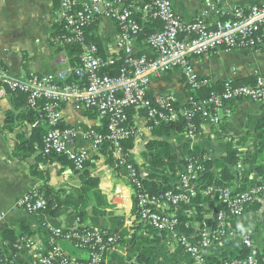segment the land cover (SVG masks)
Returning a JSON list of instances; mask_svg holds the SVG:
<instances>
[{
    "label": "built area",
    "instance_id": "1",
    "mask_svg": "<svg viewBox=\"0 0 264 264\" xmlns=\"http://www.w3.org/2000/svg\"><path fill=\"white\" fill-rule=\"evenodd\" d=\"M128 2L129 0H91L88 5L80 8L76 0H59L57 22L63 24L70 36L54 38L52 43L60 51L68 43L80 44L82 53L80 64L76 68L56 75L16 77L0 65V101L8 92L26 95L28 107L36 117L30 128L44 129L41 153L45 156L63 157L77 172L85 169L89 158L85 151L75 148L77 132L60 128L63 105H79L86 111L93 109L97 113L95 122L83 134L84 139L90 141L96 150H99L104 140L109 141L119 166H123L127 175L135 179L136 171L120 154L121 142L132 133L134 138L138 134L137 130L130 132L125 126V111L128 108L142 111L144 118L150 123V130L161 123L183 118L187 123L182 135L194 138L196 128L192 120L196 115L202 116V123L220 126L224 120L232 117L229 107L231 101L264 103V77L260 76L256 77L254 87L235 86L231 80H227L223 82L221 96L212 94L208 100L201 104L191 103L188 108L176 109V99L172 94L149 93L152 79H158L174 69L181 71L189 92L210 85V81L195 74L191 58L205 57L219 49L254 50L262 47L264 4L226 10L222 7L223 0H205L201 16L187 23L174 12L170 0H149L148 3L141 1V8L133 7ZM133 14H150L151 18L162 24V30L151 34L145 42L152 51V57H137L134 53L141 25L133 19ZM210 16L214 19L212 25L205 22ZM104 17L113 19L120 31L114 47L108 48L122 53L124 58L123 67L116 78L100 75L105 65L113 63L112 57L103 60L98 55L97 47L84 41L86 27ZM71 76L75 81H69ZM104 118L105 136L95 129L99 120ZM203 161L186 158V164L178 174L173 190L166 191L157 198L140 195L137 201L138 221L176 242L193 264H208L204 252L213 244L227 240L238 241L246 253L244 257L237 254L235 258L220 264H264V248L258 250L246 233L234 227L246 208L255 200L264 199V177L251 175L250 180L254 179L256 183L247 184L243 191L227 188L203 193L207 196L215 195L211 196L212 200L220 208L214 215V229L201 231L198 239L190 241L175 230V217L165 211L177 210L181 204H188L198 195L196 183ZM235 171L244 172L241 163L236 165ZM46 207V199L39 188L29 190L17 200L16 209L42 219L37 229L33 228L35 230L32 234L23 231L21 226L11 228L16 235L11 249L6 247L8 242L2 235L6 223L4 216L0 215V264H104L103 253L106 248L117 243L118 236L107 230L85 227L79 219L71 228L56 226L45 217ZM133 223L134 220H127L126 227L133 226ZM61 244H67L70 250L62 248ZM72 251L75 252L74 255L71 254Z\"/></svg>",
    "mask_w": 264,
    "mask_h": 264
},
{
    "label": "crops",
    "instance_id": "2",
    "mask_svg": "<svg viewBox=\"0 0 264 264\" xmlns=\"http://www.w3.org/2000/svg\"><path fill=\"white\" fill-rule=\"evenodd\" d=\"M90 1L76 0L80 8L88 5ZM204 1L170 0L174 12L187 23L201 16ZM55 2L56 0H0V65L11 75L16 77L56 75L73 69L66 53L56 49L52 43L54 27L58 23ZM135 2L140 4L141 0ZM259 4H264V0H223L222 7L226 10L246 9ZM205 22L212 25L214 19L210 16ZM119 33L118 24L107 17L96 20L95 24L87 29V36L101 44L102 52L107 57L122 56V53L112 51L113 48L108 50L109 47H114ZM134 53L152 57V51L145 43L139 41L134 44ZM190 62L196 75L211 83H223L227 80L238 82L254 79L257 76L264 77V45L254 50H213L205 57L191 58ZM72 78L74 77L71 76L69 80L71 81ZM149 93L172 94L180 106L187 103L189 96L182 73L178 69L152 80L149 84ZM21 105L11 100L8 95L0 101V215L4 216L5 227L9 229L20 225L33 229L42 219L15 208V203L22 195L33 188L45 186L62 192L63 197L77 198L75 191L81 186L80 176L83 173L75 171L72 165L63 159L43 156L39 144H34V154L23 161L13 156L15 137L24 135L26 139H30L29 134L32 131L30 125L19 126L18 120L23 117L21 114L24 110ZM229 107L232 117L224 120L220 126L202 123L194 138L172 135L168 139H161L168 143L171 152L178 160L184 161L192 154L196 157L205 155L212 162L220 161L230 150H236L237 153L251 159L245 166V170L253 172L250 176H258L259 173L254 171V167L264 169V163L257 155L259 139L256 131L259 124L264 123V103L234 100L229 103ZM87 112L79 105H63L60 124V127L63 126L62 129L77 132L74 140L75 148L87 153L89 162L85 171L98 177V190L106 205L103 216L94 219L90 217L84 225L113 228L116 227L114 224H120L121 227L117 226L119 233L132 234V227L139 223L132 215V190L117 173L105 166L103 159H97L100 155L99 150H96L90 141L84 139L83 134L95 122L90 117L91 113ZM9 119H11L9 126L12 123L15 125V127L11 126L14 128L12 133L5 129ZM132 119L138 134L134 139V149L130 151V160L137 164L141 175L145 176L150 170L146 164V146L153 140L161 139L153 136L144 116L135 113ZM262 130L264 132V125ZM173 181L174 179L171 180ZM262 203L264 199L245 210L244 215L234 226L235 229L246 233L258 250L264 248V204ZM207 208L210 211L206 214V219H211L216 209L215 201H210L208 198ZM86 211H90V207L86 208ZM169 211L165 212L169 214ZM45 217L48 218L46 215ZM129 219L134 220L133 226L126 227ZM52 223L64 228L71 227L74 218L66 213L55 220L52 219ZM198 225L195 224V227ZM138 233L143 235L148 243L153 242V231L147 232L143 229ZM61 246L67 251L70 250L68 245L61 244ZM152 247L164 256L155 264H192L186 252L181 250L176 242L172 241L165 245L163 242L161 244L153 242ZM239 248L241 245L238 241H222L213 244L205 251L204 257L221 262L224 258H235L239 254ZM123 250L124 248L120 246L118 252L122 253Z\"/></svg>",
    "mask_w": 264,
    "mask_h": 264
},
{
    "label": "trees",
    "instance_id": "3",
    "mask_svg": "<svg viewBox=\"0 0 264 264\" xmlns=\"http://www.w3.org/2000/svg\"><path fill=\"white\" fill-rule=\"evenodd\" d=\"M143 3H148L149 0H141ZM55 8L56 10L59 8V0H56ZM128 4L133 7L141 8V4L135 2V0H129ZM133 19L141 25V31L138 34L136 41L145 43L147 38L153 34L154 32H158L162 30V24L160 21L155 20L150 17V14H146L145 16L141 14H133ZM95 24L91 23L84 30V41L93 44L98 49V55L103 59H108L105 54H103L101 49V44L99 42L93 41L90 37L87 36V29ZM54 35L53 39L61 38L63 36H70L64 28L63 24L58 22L54 27ZM66 53V57L72 68H76L80 64V55L82 53L81 46L79 43L71 42L65 45L64 50ZM141 56V55H136ZM113 63L105 65L100 75H107L111 78H116L120 74V69L123 67L124 58L123 55L113 56ZM75 78H72L70 82L75 81ZM235 86H250L254 87L256 83V77L254 79L233 82ZM224 89L223 83H211L208 86L201 87L194 91L189 92L187 103L183 106L175 104L174 107L176 109L183 107L188 108L191 103L201 104L203 101H206L210 98L212 94L221 96V93ZM7 95L13 100L15 103L22 104L23 107L22 114L23 117L18 120L19 126L31 125L35 121V113L30 111L27 104V97L23 94H17L8 92ZM253 103V102H252ZM257 104V103H256ZM17 106V105H16ZM87 113H91V118L96 119L97 113L92 110H89ZM127 115V121L125 126L129 128L130 132L132 130L136 131L133 126L132 116L135 113H139L141 116H144L142 111H135L134 109H127L125 111ZM20 115V116H21ZM10 120L8 121V125H6L5 129L12 133L15 127L14 123L9 126ZM203 118L201 115H196L192 120L195 131L198 130L200 124L202 123ZM186 121L183 118H179L170 123H161L158 126L153 127L152 134L155 138H170L172 135H182L184 132V128L186 125ZM150 123H148L149 125ZM263 122L259 124L257 127V135H258V152L257 155L260 157L261 162L264 163V132L262 130ZM63 127V126H61ZM60 127V128H61ZM96 131L101 135H106V118L99 120V124L95 127ZM44 129H32L30 135V139H26L24 135H17L15 137V147L13 149V156L19 161H23L32 154H34V144H39V150L42 145V138L44 135ZM134 135L133 133L125 140H123L120 144V154L123 159H126V162L134 168L136 171L135 179L129 177L127 175L125 168L123 166H119L118 162L114 158V148L111 143L107 140H104L99 147V157L103 159L105 166L111 168L115 173H117L118 177L122 179V181L130 187L132 190V215L134 219L138 221V206L137 201L140 195H147L149 197L157 198L163 195L166 191L173 190L174 184L177 181L178 174L183 170V166L186 164V159L178 160L173 152H171L168 143L165 140H153L147 144L146 149V164L150 169L148 174L145 176L141 175L140 169L136 163L130 160V151L134 149ZM26 146V151H25ZM42 154V153H41ZM43 155V154H42ZM45 156V155H43ZM48 158H60L65 161L66 159L50 155L45 156ZM194 159L204 160L202 162V170L199 173V179L197 180L196 187L199 190L198 195L192 199L188 204H181L179 209L170 210L169 214L173 215L177 221L175 225V230L185 236L187 239L192 241V239H198L201 231H208L209 229H214L215 222L214 217L211 219H206V214L210 211L207 208L208 198L212 201V197L215 195L207 196L205 193L208 190L212 189H236V191H243L247 188V184L256 183L254 179L250 180L249 176L253 172H248L245 170V166L247 162H250L249 157H245L242 154L236 152V150H230L226 156L221 158L220 161L212 162L209 159H206L205 155H199L198 157L191 155ZM205 158V159H204ZM68 162V161H67ZM241 163L244 172L239 173L234 170L236 165ZM87 164L85 165V167ZM254 171L258 172L261 177H264V169L261 167H254ZM81 174V186L75 192L77 193V198L71 197H63V193L59 191H54L50 187H40L39 190L43 194L44 198L47 202V207L44 212L50 221L52 219H56L63 214L68 213L72 218H74V223L77 219L79 222L83 224L85 227H92L89 225H84L87 219L91 217V219L103 216V209L106 207L104 199L101 198L98 183L99 179L96 175H90L85 169ZM174 179L173 182L171 180ZM135 181V183H134ZM263 200H255L247 209H250L255 202H259ZM260 204V203H259ZM264 204V203H262ZM90 207V211H86V208ZM220 207L216 206V209L213 211L215 215ZM105 214V213H104ZM98 220V219H97ZM195 224H199L195 227ZM74 225V224H73ZM72 225V226H73ZM113 228H105L96 227L100 230H107L110 234L118 236L117 243L111 247L106 248L103 253L104 264H155L159 263L160 259L164 256L162 253L157 252L153 247L152 243L161 244L162 242L165 244L172 242L167 235L164 233H158L153 231L151 227L147 225H143L142 223H138L135 227H132L133 233L129 234L127 232L119 233L118 227H121L120 224H114ZM23 231L32 234L31 228L26 225H20ZM57 226V225H56ZM71 226V227H72ZM118 226V227H117ZM67 227V228H71ZM147 232L153 231V242H147L144 240L143 235L137 234V232H141L142 230ZM2 235L5 241L8 242L6 246L8 249L12 248L14 241L16 240L15 232L5 228L2 231ZM145 241V242H144ZM67 245V244H66ZM124 248L122 253L118 252L119 247ZM178 246V245H177ZM179 247V246H178ZM183 250L181 247H179ZM239 255L241 257L245 256V251L243 247L238 250ZM237 252V253H238ZM190 262L193 264V261L189 258ZM232 258V257H231ZM208 264H220L223 261L228 260V258H224L223 261H211L208 258H205Z\"/></svg>",
    "mask_w": 264,
    "mask_h": 264
},
{
    "label": "rangeland",
    "instance_id": "4",
    "mask_svg": "<svg viewBox=\"0 0 264 264\" xmlns=\"http://www.w3.org/2000/svg\"><path fill=\"white\" fill-rule=\"evenodd\" d=\"M140 4H141V3H140ZM219 50H222V49H219ZM219 50H217V51H219ZM244 50H247V49H244ZM192 68H193V67H192ZM193 70H194V69H193ZM194 72H195V71H194ZM195 74H196V73H195ZM152 80H154V79H152ZM152 80H151V81H152ZM151 81H150V82H151ZM174 98H175V97H174ZM201 124H202V123H201ZM97 226H100V225H97ZM94 227L96 228V226H94ZM36 229H37V226H36ZM33 230H35V229H32L31 231L34 232ZM42 236H43V235H42ZM74 253H75L74 251L71 252L72 255H74Z\"/></svg>",
    "mask_w": 264,
    "mask_h": 264
}]
</instances>
